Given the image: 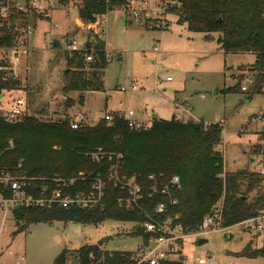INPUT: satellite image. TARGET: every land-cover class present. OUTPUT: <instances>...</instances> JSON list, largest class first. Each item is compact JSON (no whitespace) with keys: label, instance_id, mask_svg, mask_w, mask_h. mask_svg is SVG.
<instances>
[{"label":"rangeland","instance_id":"obj_1","mask_svg":"<svg viewBox=\"0 0 264 264\" xmlns=\"http://www.w3.org/2000/svg\"><path fill=\"white\" fill-rule=\"evenodd\" d=\"M71 2L48 0L43 10L29 9L26 22L17 21L14 29L10 25L13 33L19 28L20 34L24 28L34 29L28 38V52L20 53L18 59L11 57L8 63L12 69L9 77L19 85L0 90L1 94L8 99L25 97L28 114L41 120L68 117L84 120V127L97 125L106 111L125 115L132 111L148 126L154 117L171 120L179 114L195 123H222L223 142L218 150L224 156L225 172L247 170L264 177V93L250 100L247 97L253 86L248 80H254L249 71L256 60L253 55H225L217 34L189 32L186 24H179L180 13L175 7L168 9L167 30L151 29L154 21H135L131 11L122 6H114L98 29L96 24L88 25ZM134 9H140L139 5ZM73 40L79 43V50L103 41L111 59L102 74L105 91L71 93L69 98L75 104L67 108L62 91L65 52ZM156 47L159 53L154 51ZM5 53L0 51V57ZM240 77L241 87L248 91L225 92L235 87ZM222 204L220 201L217 206ZM16 225L13 214L0 225V264H54L63 251H67L66 264H78L76 251L85 245L102 243L106 252H136L143 245V238L133 235L138 226L132 221L38 223L15 234ZM207 240L199 246L195 237H187L182 250L184 264H195L190 260L204 257H211L208 264H264V259L240 260L233 254L250 242L254 249L264 248V235L257 231L236 225Z\"/></svg>","mask_w":264,"mask_h":264},{"label":"trees","instance_id":"obj_2","mask_svg":"<svg viewBox=\"0 0 264 264\" xmlns=\"http://www.w3.org/2000/svg\"><path fill=\"white\" fill-rule=\"evenodd\" d=\"M25 1L29 3V0ZM82 1L81 18L90 26L98 24L114 6L124 4V0ZM178 3L179 24H186L189 32L217 34L225 55L252 54L256 57L249 69L254 75V84L247 97L250 100L256 94H263L264 0H178ZM20 20L26 22L27 13L11 17L13 29ZM12 36L11 27L0 28V47H10ZM93 46L95 61L89 64L85 62V54L90 52V43L86 51L65 52L62 91L66 95L67 108L75 104L69 98L71 93L105 91L102 80L107 68L105 45L103 41H97ZM8 66L0 61V90H12L19 85L5 71ZM242 80L240 77L236 86L225 92H243ZM79 102L83 104L84 97L81 96ZM222 142V123L180 122L176 116L171 120L154 117L149 128L142 131H130L125 121L117 119L111 124L103 119L95 126L79 130L71 129L67 117L59 121L41 120L37 115L27 114L15 123L0 119L1 163L9 169L21 165L27 177L41 178L35 182L37 188L50 185L55 189L60 184L49 178L74 176L77 180L71 189L73 194L88 192L93 178L107 173V163H95L89 155L98 147L122 154L124 167L121 173L135 176L143 187L140 207L132 210L119 206L118 200L126 199L128 194L113 184H107L105 188L103 205L93 208L15 209L13 216L18 227L15 234L38 223L98 225L107 219H118L135 222L138 226L148 220V215L153 217L156 207L162 203L167 204L171 215L179 216L187 233L196 232L220 201L223 202L226 228L257 217L264 212V177L247 170L225 172L224 156L218 150ZM175 176L180 179V188L171 184ZM84 177L86 180L82 182ZM152 187L158 191L150 197ZM165 187L168 192L163 194L161 191ZM133 235L147 240L139 226ZM101 246L102 243L85 245L76 251L78 264H132L129 260L131 252H106ZM66 256L67 251L61 252L54 264H66ZM235 256L264 258V248L254 249L248 244Z\"/></svg>","mask_w":264,"mask_h":264},{"label":"built area","instance_id":"obj_3","mask_svg":"<svg viewBox=\"0 0 264 264\" xmlns=\"http://www.w3.org/2000/svg\"><path fill=\"white\" fill-rule=\"evenodd\" d=\"M48 0H29V3L25 0H0V28L10 27L11 17L18 13H27L29 9L43 10L45 3ZM64 3L69 0H62ZM71 2L79 11L84 9L82 0H73ZM65 5V4H63ZM135 5H139L140 9H134ZM124 8H128L127 11H131V16L137 22L142 19L145 22L154 21L151 29L167 30L170 25L167 19L168 9L171 7L178 8V0H124L122 5ZM155 14V16H154ZM105 17V16H104ZM104 17L99 21L98 25L100 29L103 22L106 23ZM18 27V26H17ZM57 27V26H56ZM19 31L13 33L12 44L10 47H0V51L6 52L5 57H0V61H6L5 63H11V57L18 59L20 53L26 52V43L28 42L29 35L31 36V28H25L20 34ZM14 32V31H13ZM102 33L106 35V29L102 30ZM79 43L76 40L68 42L67 51H86L79 50ZM155 52H160V48L156 47ZM94 46H91L90 52L85 54V62L93 63L95 61ZM108 52L106 53V63L110 62ZM9 65V64H8ZM8 72L12 69L9 66L6 68ZM5 69V70H6ZM167 81H171L168 78ZM249 84H254V80L249 79ZM136 90V86L132 87ZM122 91H126L124 88ZM242 91L247 92L246 86H242ZM2 97V98H1ZM28 105L25 98L21 96L13 97L12 99L6 98L0 93V119H3L10 123H15L24 119L28 114ZM177 120L181 122H188L185 114L176 115ZM123 120L127 123L130 131H142L148 129L147 123L139 121L135 118V113L130 112L128 115L122 113H111L106 111L104 120L108 123H114L115 120ZM84 124L83 120H74L70 122V127L73 130L81 129ZM91 159L95 163H107L106 176H97L93 178L91 189L87 191H80L73 194L72 188L76 184V178H49L51 182L58 183L60 185L55 189H51L50 185H45L43 188H37V181L41 178H29L22 170V166L9 169L4 166L0 161V225L3 227L9 220V215L13 214L15 209H50L54 206L61 208H93L95 206L103 205V199L105 198V188L107 184H113L115 187L120 186L128 194L126 199H119L118 203L120 207H126L128 209L140 207L142 199L143 187L137 182L135 176L128 177L121 173L124 167L123 155L107 151L103 147H98L90 154ZM153 179V177H151ZM86 178H82V182ZM49 181V182H50ZM171 184L180 188V179L175 176L171 180ZM158 190L152 187L150 197L153 196ZM168 192V188L165 187L161 193ZM148 215V220L139 224L138 226L143 230V233L147 235V240L143 241L142 247L136 252H131L130 262L132 264H173L175 262H182V250L183 243L189 235H192L198 241L199 239H209L212 235L225 233L230 228L224 227L223 216V204L222 206H216L213 211L207 215L199 229L193 233H187L183 225L179 222V216L171 215L167 204L162 203L155 209L154 216ZM245 228L259 232L260 235H264V213L249 219L241 224H238ZM226 230V231H225ZM225 231V232H224ZM211 257H204L200 259H191L190 261L195 264H208ZM103 259L101 262L103 263Z\"/></svg>","mask_w":264,"mask_h":264},{"label":"crops","instance_id":"obj_4","mask_svg":"<svg viewBox=\"0 0 264 264\" xmlns=\"http://www.w3.org/2000/svg\"><path fill=\"white\" fill-rule=\"evenodd\" d=\"M49 17H50V16H47V15H46L45 18H49ZM123 21H124V19H123ZM37 25H38V24H37ZM36 27H37V26H36ZM36 27H35V28H36ZM82 28H83V29H87V25H83ZM20 29H21V28H20ZM33 29H34V28H32V30H33ZM30 37H31V36H30ZM218 40H219V38H218ZM29 46H30V40H29V42L26 44V52H28V50H29ZM50 46H51V45H50ZM50 46H49V47H50ZM91 46H93V45H91ZM105 49H106V47H105ZM26 52H25V53H26ZM106 53H107V50H106ZM250 55H252V54H250ZM253 56H254V55H253ZM254 57H255V56H254ZM255 59H256V57H255ZM249 69H250V67H249ZM12 74H13V73H12ZM76 93H77V92H76ZM21 97H22V96H21ZM23 98H25V97H23ZM65 100H66V97H65ZM84 103H85V99H84ZM176 106L179 108L180 105L176 104ZM184 108H185V107H184ZM186 112H187V111H186ZM111 113H113V112H111ZM117 113H120V112H117ZM121 113H122V112H121ZM65 118H66V117H65ZM67 118H68V117H67ZM69 119H70V118H69ZM74 120H75V119H70V122H71V121H74ZM83 121H84V120H83ZM84 122H85V121H84ZM207 124H208V123H207ZM86 126H90V125H87V124H86ZM232 227H233V226H232ZM229 238H230V237H229ZM250 243H251V242H250ZM250 243H248V244H250ZM248 244H247V245H248ZM247 245H246V246H247ZM246 246H245V247H246ZM245 247H244V248H245ZM244 248H243V249H244ZM255 249H257V248H255ZM240 252H241V251H240ZM240 252H237V253H240ZM237 253H233V254H237ZM181 258H182V263L184 264L185 259L183 260V258H184V257H183V253H182ZM244 259H248V258H240V260H244ZM258 259H264V258H258ZM248 260H256V259H248ZM243 262H245V261H243Z\"/></svg>","mask_w":264,"mask_h":264},{"label":"water","instance_id":"obj_5","mask_svg":"<svg viewBox=\"0 0 264 264\" xmlns=\"http://www.w3.org/2000/svg\"><path fill=\"white\" fill-rule=\"evenodd\" d=\"M217 42L219 43V40H217ZM64 97H66V95H64ZM2 98V97H1ZM208 243V240L207 239H200L199 241H198V244H199V246H203V245H205V244H207Z\"/></svg>","mask_w":264,"mask_h":264}]
</instances>
